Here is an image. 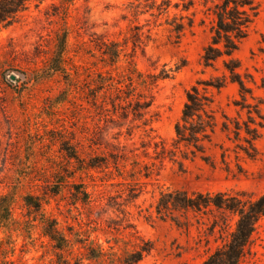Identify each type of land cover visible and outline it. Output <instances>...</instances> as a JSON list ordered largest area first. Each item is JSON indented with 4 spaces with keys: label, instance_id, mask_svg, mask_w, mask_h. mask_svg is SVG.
I'll list each match as a JSON object with an SVG mask.
<instances>
[{
    "label": "rangeland",
    "instance_id": "obj_1",
    "mask_svg": "<svg viewBox=\"0 0 264 264\" xmlns=\"http://www.w3.org/2000/svg\"><path fill=\"white\" fill-rule=\"evenodd\" d=\"M129 1L28 0L14 22L0 30V194L9 193L13 200L10 220L0 227V264H53L55 259L50 241L41 233V216L23 201L27 194L42 200L45 215L67 235H87L104 248L112 245L117 252L132 249L138 237L151 243L150 251L138 264H193L222 244L235 216H228L226 232L218 225L213 227L216 212L202 217L189 213L190 225L177 227L154 218L159 193L168 189L240 191L250 197L264 193V126L259 128L253 159L235 152L233 144L217 132L206 150L212 164L196 158L184 160L179 167L164 159L151 175L135 174L134 180L125 171L129 164L121 175L112 170L106 177L95 171L65 177L73 162H68L61 149L62 139L96 136L98 130L95 117L85 108L79 105L76 109L64 100L65 76H45L47 63L64 34V57L77 68V85L81 88L88 85L92 75L86 52L93 42L98 38L121 41L130 25L139 26L143 33L134 51L140 71L157 73L162 68L179 67L152 89L147 126L118 120L102 123L99 129L103 151H115L114 145L119 142L124 152L129 155L132 150L133 158L142 164L152 161L149 156L153 141L169 145L174 138V124L180 117L185 92L197 81L221 74L220 61L214 68H204L200 59L211 35L212 15L206 12L211 0H195L187 12L169 8V18L181 13L193 19L192 26L178 38L164 22L165 16L155 18L150 12L133 15ZM256 2L258 14L235 57L240 72L252 79L247 78L251 94L246 101L258 103L264 117V89L259 88L264 77L260 51H264V0ZM126 47L130 50V43ZM208 91L213 94L217 117L220 111L237 115L238 108L233 104L239 99L236 84L228 82L219 91ZM241 117L246 118L244 110ZM147 140L150 143L144 150L141 143ZM79 182L89 193L86 203L72 197L73 185ZM54 189L58 192L53 193ZM131 193L134 196L130 197ZM238 264H264V218L256 223Z\"/></svg>",
    "mask_w": 264,
    "mask_h": 264
},
{
    "label": "trees",
    "instance_id": "obj_2",
    "mask_svg": "<svg viewBox=\"0 0 264 264\" xmlns=\"http://www.w3.org/2000/svg\"><path fill=\"white\" fill-rule=\"evenodd\" d=\"M27 1L0 0V30L14 22ZM208 1L203 0L204 3ZM211 1L212 5L206 8V12L212 15L211 35L200 59L204 68H214L220 61L221 74L197 81L185 92L180 117L174 124V138L169 145L161 140L153 141L152 156H149L152 161L149 163L142 164L135 160L132 150L128 155L123 151L124 145L119 142L114 145L115 151H103L102 147L105 148V145L99 140V129L102 123H114L118 120L137 121L139 124L136 127L147 126V110L152 102V89L158 81L170 77L179 67L162 68L157 73L140 71L134 62V51L139 46L143 33L139 26L130 25L121 41L98 38L93 42L90 50L86 52L90 58L89 75H92L88 78V85L81 88L77 85V68L68 64L64 57L65 34L60 38L56 51L45 68V76H65L64 100L74 104L76 109L79 105L85 108L95 117V128L98 130L95 132L96 136H83L80 139L70 136L62 139L61 149L68 162H73L69 169L71 171L68 170L69 175L66 174L65 177H74L75 172L90 171L101 172L106 177L112 170L121 175L120 172H124L123 169L129 164L130 167L125 171L128 173L127 177L134 180L135 174L144 177L151 175L164 159L176 162L179 167H182L184 160L196 158L212 164L206 150L213 143L217 132L222 133L233 144L235 152H241L250 159L255 158V141L260 135L259 128L264 126V117L260 114L258 103L251 104L246 101L247 95L251 94V88L246 84L247 78L250 81L252 79L250 75L240 72V62L235 57V52L248 35L249 27L258 14V5L256 0ZM194 2L195 0H130L128 7L133 15L150 12L155 18L165 16L164 22L178 38L186 28L192 26L193 19L181 13L169 18V8L187 12ZM144 37L148 38V35L145 34ZM128 43L131 45L130 50L126 47ZM260 51L263 52L264 70V51L262 48ZM228 82L237 86L239 99L233 103L238 108L237 115L229 116L220 111L219 118L213 94L208 88L219 91ZM199 85L203 87L199 89ZM259 88L264 89V77ZM242 110L245 111L246 118L241 117ZM127 134H130L129 130ZM149 143V140L141 143L144 150ZM144 154L146 156L147 152ZM221 156L224 160L223 152ZM73 187V199L81 203L88 202L89 193L84 183H75ZM52 192L58 191L54 189ZM129 196L134 195L131 193ZM12 201L9 193L0 194V227H5L10 220ZM23 201L41 216V233L48 238L54 250L53 264H138L151 249L150 241L138 237H135L137 242L132 249H121L117 252L112 245L104 248L87 235L76 232H69L67 235L58 228L53 218L45 215L43 202L39 197L27 194ZM213 212L217 213L212 221L213 227L218 225L221 231L226 232L228 216L231 215L235 216L234 225L221 245L199 263L193 264H238L245 254L256 223L264 218V193L250 197L240 191L188 192L183 189H168L159 193L154 205L155 219L170 221L182 228L190 225L189 213L202 217Z\"/></svg>",
    "mask_w": 264,
    "mask_h": 264
},
{
    "label": "water",
    "instance_id": "obj_3",
    "mask_svg": "<svg viewBox=\"0 0 264 264\" xmlns=\"http://www.w3.org/2000/svg\"><path fill=\"white\" fill-rule=\"evenodd\" d=\"M11 79H14V76H11Z\"/></svg>",
    "mask_w": 264,
    "mask_h": 264
}]
</instances>
